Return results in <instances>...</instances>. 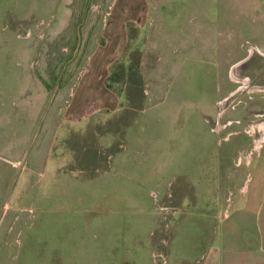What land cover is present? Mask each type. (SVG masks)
Instances as JSON below:
<instances>
[{"label":"rangeland","instance_id":"obj_1","mask_svg":"<svg viewBox=\"0 0 264 264\" xmlns=\"http://www.w3.org/2000/svg\"><path fill=\"white\" fill-rule=\"evenodd\" d=\"M111 1L0 0V203L62 71L0 216V264H199L242 192L264 0H148L116 58L142 71L140 98L114 83L117 108L69 117Z\"/></svg>","mask_w":264,"mask_h":264},{"label":"crops","instance_id":"obj_2","mask_svg":"<svg viewBox=\"0 0 264 264\" xmlns=\"http://www.w3.org/2000/svg\"><path fill=\"white\" fill-rule=\"evenodd\" d=\"M148 12V0L111 1L101 26L103 40L89 54L67 104L69 117L120 105V95L105 79L128 41V22L142 28L148 22ZM259 122L264 125V118ZM259 128L263 137L247 162L242 192L225 213L217 215L215 241L203 253L201 249L195 254L199 264H264V127ZM198 213L202 216L201 209Z\"/></svg>","mask_w":264,"mask_h":264},{"label":"trees","instance_id":"obj_3","mask_svg":"<svg viewBox=\"0 0 264 264\" xmlns=\"http://www.w3.org/2000/svg\"><path fill=\"white\" fill-rule=\"evenodd\" d=\"M134 26L132 21L128 22L129 29ZM143 74L136 63L125 60H115L110 67V72L106 76L105 83L115 90L114 83L126 85V96L128 101L138 100L143 92Z\"/></svg>","mask_w":264,"mask_h":264},{"label":"water","instance_id":"obj_4","mask_svg":"<svg viewBox=\"0 0 264 264\" xmlns=\"http://www.w3.org/2000/svg\"><path fill=\"white\" fill-rule=\"evenodd\" d=\"M79 38H80V31H79ZM61 75H62V71L60 72L57 80L55 81V83H54V85H53V87L51 89V92H50V94H49V96H48V98L46 100V103H45V105L43 107V110H42V112H41V114H40V116L38 118V121H37L35 127H34V130L32 132V135H31V137H30V139H29V141H28V143L26 145V148H25L24 154L22 156V159L20 161V164L18 165V168L16 169V172L14 174V177H13V179H12V181H11V183H10V185H9V187H8V189H7L5 195H4V197H3V199H2V201L0 203V216H1L2 211L4 209V205L7 202L8 198H9L11 192H12V189H13L15 183H16V180H17V178H18V176H19V174L21 172V169L24 166V163H25L26 158H27V156L29 154V151H30V149L32 147V144H33L34 139H35V137L37 135V132H38V130L40 128L41 122H42V120H43V118L45 116V113L47 111V108H48V106H49V104H50V102H51V100H52V98H53V96L55 94V91H56V89L58 87V81H59Z\"/></svg>","mask_w":264,"mask_h":264}]
</instances>
